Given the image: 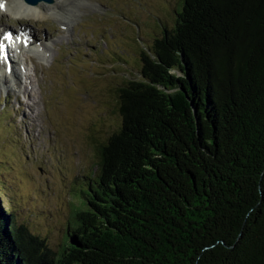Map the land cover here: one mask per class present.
<instances>
[{
	"label": "trees",
	"instance_id": "1",
	"mask_svg": "<svg viewBox=\"0 0 264 264\" xmlns=\"http://www.w3.org/2000/svg\"><path fill=\"white\" fill-rule=\"evenodd\" d=\"M139 62L56 249L0 197V264H264V0H182Z\"/></svg>",
	"mask_w": 264,
	"mask_h": 264
},
{
	"label": "rangeland",
	"instance_id": "2",
	"mask_svg": "<svg viewBox=\"0 0 264 264\" xmlns=\"http://www.w3.org/2000/svg\"><path fill=\"white\" fill-rule=\"evenodd\" d=\"M181 1L82 0L85 7L74 8L67 26L61 13L48 17L50 11L43 19L0 14V24L13 31L19 25L13 19L58 31L53 40L59 44L49 48L48 60L36 59V77L25 61L37 93L26 85L36 95L34 113L27 95H15L10 85L12 91L6 92L0 78V197L17 223L53 249L80 200L78 185L96 168L98 144L120 125L119 86L139 76L140 52L173 22Z\"/></svg>",
	"mask_w": 264,
	"mask_h": 264
},
{
	"label": "bare ground",
	"instance_id": "3",
	"mask_svg": "<svg viewBox=\"0 0 264 264\" xmlns=\"http://www.w3.org/2000/svg\"><path fill=\"white\" fill-rule=\"evenodd\" d=\"M82 0H53L52 2L45 3V2H39L35 5H30L24 3L22 0H0V14H9L13 15L15 18H25V19H43L45 17L44 13L51 12L48 17L61 13L63 16V20L60 19L63 25H68V23H71L74 20L73 13L76 9H83L85 6L83 3H81ZM0 15V16H1ZM7 17V16H4ZM48 17L46 19V23L48 21ZM62 18V17H61ZM17 22L18 28L16 30L15 35H21L22 37H26V40L29 44V47L27 46L24 48V52L20 53H13L12 50L7 49L5 51L8 61H0V78L2 80V84L4 86L5 91H13L15 92V95H18L16 92L20 94H26L27 98L32 102L31 107V113H34V109H36V95L30 94V92L27 90L26 85L32 88V83L34 82V77L37 75V69L39 65L36 63V59L39 62V60H45L47 61L49 58V48L55 50V46L59 43L53 40V38L56 36L55 32L57 29H54L52 33L50 32H44L40 30V28L34 24L25 25L21 24L16 19H13ZM60 22V23H61ZM45 23V25H46ZM3 25L0 24V27ZM58 32V31H57ZM53 34V37L50 38V35ZM49 39V40H48ZM1 43L4 41L3 38H0ZM44 40L51 41L49 44H44ZM54 43V45L52 44ZM24 54H27L29 56V60L33 65V76H31V73L29 72L28 67H26ZM54 59V57H52ZM7 78H9L8 86L5 85L7 82ZM11 78V79H10ZM21 78H24L28 81L27 84H23ZM11 80L13 81L15 87L11 83ZM39 80V79H38ZM37 84L39 86L41 85V80L38 81ZM16 83V84H15ZM11 88H10V86ZM1 89V88H0ZM34 94H37L33 91ZM9 94V93H7ZM10 95V94H9ZM13 95V96H15ZM17 99L18 97L15 96ZM23 107L19 106V109H22ZM27 114L23 115V122L26 118ZM26 121V120H25Z\"/></svg>",
	"mask_w": 264,
	"mask_h": 264
},
{
	"label": "water",
	"instance_id": "4",
	"mask_svg": "<svg viewBox=\"0 0 264 264\" xmlns=\"http://www.w3.org/2000/svg\"><path fill=\"white\" fill-rule=\"evenodd\" d=\"M23 1L28 3V4L35 5L36 3L40 2V1L51 2L52 0H23Z\"/></svg>",
	"mask_w": 264,
	"mask_h": 264
},
{
	"label": "snow or ice",
	"instance_id": "5",
	"mask_svg": "<svg viewBox=\"0 0 264 264\" xmlns=\"http://www.w3.org/2000/svg\"><path fill=\"white\" fill-rule=\"evenodd\" d=\"M10 35L11 34L6 35L5 36V39H9L10 38ZM0 58H4L3 57V45L2 44H0Z\"/></svg>",
	"mask_w": 264,
	"mask_h": 264
}]
</instances>
